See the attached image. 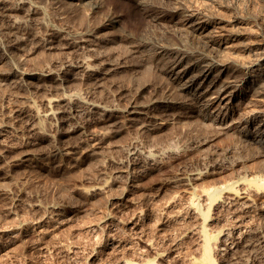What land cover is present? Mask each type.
Segmentation results:
<instances>
[{"label": "rangeland", "instance_id": "rangeland-1", "mask_svg": "<svg viewBox=\"0 0 264 264\" xmlns=\"http://www.w3.org/2000/svg\"><path fill=\"white\" fill-rule=\"evenodd\" d=\"M31 2L39 6L40 10L38 15L20 28L21 30L16 31L23 38V46L21 45L20 49H10L7 34L3 29L5 24L0 22V29H3L0 30V70L12 68L14 74H18L12 78L13 82L0 79V130H4L2 132L5 138L0 144V192L5 191L2 195L0 193V264H106L102 246L106 243L108 232L116 242L129 246L131 252H144V258L149 262L205 264L201 258L202 246L199 239L197 240L200 229L209 232L213 237L210 243L212 264H231L227 258H224V262L222 257L218 258L213 249L221 230L235 231L233 220L236 218L241 221L242 229L246 231L245 236H249L251 245L243 253L241 260L244 264H264V188L258 189L249 182L256 176L264 178V150L251 142L248 143L249 141L241 140L235 129L221 131L206 122V119L199 115L201 107H195L186 101L178 92V82L170 80L165 67L159 63L165 56L168 59L167 67L178 61L181 63L180 68L204 62L212 64L218 70H224L220 81L232 77L234 79V76L239 79L244 70L225 62L224 56L229 53L231 56L236 55L240 62L261 56L264 51V0H179L184 6L197 9L203 20L207 19V22L212 23V27L209 25L201 34L173 31L166 26L146 25L135 8L136 4L130 0H101V8L94 13L70 0ZM141 2L147 8L164 5L163 0ZM207 36H212V39L223 44L216 47L208 42ZM89 38L94 40L91 44L97 53L93 58L85 55V63L95 68L104 67L108 63H119L123 69L111 72V75L104 77L106 80L100 81L79 75L81 73L77 76L75 71L74 74L67 69L57 71L61 57L73 60L72 55L64 53V44L70 47L74 42ZM80 43L83 47V42ZM32 69L33 71H30ZM198 70L194 68L188 75H193ZM28 72L35 73V77H29ZM71 89L75 90L78 96L80 94L82 100L94 98L114 106V110H117L110 116L114 124L109 126V122L105 121L87 122L81 118V110L71 106L66 114L67 120H70L67 131L56 121L54 126H57L60 132L57 133L55 129L51 132L49 121L40 119L41 122H37L39 134H33L35 137L27 135L23 126L27 120L28 106L32 105L42 114L43 99L60 93L68 94ZM231 89L224 94L234 88ZM150 99L171 105L174 102L173 108L170 113L153 119L138 115L134 123L126 120L127 112L133 106L143 110L141 107ZM226 101L225 104L215 102L209 111L213 112L224 106L221 111H227L238 121L235 126L243 123L242 119L249 116L251 110L264 109V93L259 89L240 88L235 92V99L227 104ZM46 135L53 137L52 146L55 147L42 139V136ZM96 142L100 144L98 146L101 147V156L96 160L84 158L87 145L95 147ZM134 143L140 148L161 145L167 154L164 153L165 156L159 161V171L145 175L143 181L139 182V187L127 198L114 200L118 189L112 188L110 183L117 175L108 160L118 159L119 156L122 159L121 155ZM72 146H75L76 150L70 154L67 147ZM125 163L127 160L124 159ZM99 179L104 180L108 188L112 189H108L104 197L81 196L77 192L78 189H90L98 181L101 182ZM217 187L224 188L219 195L212 200L204 197V194ZM110 192L115 195L109 198L106 195L109 196ZM229 197L235 202H241V198L244 201L246 197L245 200L252 201L256 211L253 209L250 215H234L229 210ZM202 198L204 202L201 201ZM61 200L71 202L72 206L67 209ZM190 201L206 212V217L197 220L198 223L194 222L196 225L189 217L190 208L195 206L190 205ZM167 202H170L169 205L164 207ZM32 204L41 208L56 205L66 208L64 210L62 207L64 213L60 216L40 219L42 213L34 211ZM224 205L228 206V209ZM135 209L142 210L147 215L139 222L140 231L132 233L123 228L122 220L130 216ZM259 209H262L261 212ZM115 215L117 217H114ZM143 242L148 243L149 249ZM130 255L128 257L131 259Z\"/></svg>", "mask_w": 264, "mask_h": 264}, {"label": "bare ground", "instance_id": "bare-ground-1", "mask_svg": "<svg viewBox=\"0 0 264 264\" xmlns=\"http://www.w3.org/2000/svg\"><path fill=\"white\" fill-rule=\"evenodd\" d=\"M70 1H75L77 6H84L87 7L90 12L94 13L98 11L101 8V0H70ZM136 4L135 8L139 11L141 14L142 18L145 20L146 25H150L152 27H157V26H166L169 27L170 29H173V31H185L189 32L191 34H201L204 31L207 30L209 25L211 26L212 23L207 22L208 20H203V18L200 16L201 14L199 11L195 8H191L188 6H184L179 0H163L164 5L163 6H158L154 8H147L145 5H142L141 0H130ZM144 2V1H143ZM72 3V2H71ZM133 3V4H134ZM73 5V4H72ZM199 9V8H198ZM39 6L36 4H33L31 0H11V1H6V0H0V22L4 23L6 32V39H7V44L10 46V49L18 50L20 49L22 43H23V38L18 35L16 32L18 29L26 25V22L28 20H32L36 15L39 13ZM202 10H200L201 12ZM41 13V11H40ZM138 13V12H137ZM20 16L18 17L17 16ZM41 15V14H40ZM205 15V14H204ZM139 16V15H138ZM38 18V17H37ZM205 19V18H204ZM39 20V19H38ZM36 21V20H34ZM214 23V22H213ZM29 25V24H28ZM40 25V24H38ZM215 25H217L215 23ZM212 27V26H211ZM2 29V27H1ZM0 29V30H1ZM2 29V31H3ZM26 29V28H25ZM21 30V29H20ZM1 32V31H0ZM19 32V31H18ZM208 32V31H207ZM1 34V33H0ZM4 33H2L3 35ZM205 34V33H204ZM209 34V33H208ZM5 35V34H4ZM3 35V36H4ZM90 35V34H88ZM109 35V34H108ZM209 39L208 42L211 43L212 45L220 46L223 43L218 40L212 39V36H207ZM101 38V37H100ZM99 38V39H100ZM103 38V37H102ZM89 39H85L83 41L79 42H74L70 47L68 44H64L63 51L65 54L72 55L73 60H69L67 57H61L60 62L58 63V69L57 71H62V70H69V71H75L78 76V73H81L79 75L82 76V74L85 77H89L94 79V81H100L104 79L105 76H109V74L115 70H118L122 68V65L119 63H108L104 67L100 66V68H95L93 66H90L87 64L86 57H92L97 53L95 51V48H92L93 45L91 44L93 41ZM101 40V39H100ZM104 40V39H103ZM106 41V40H105ZM108 41V40H107ZM83 42V47L80 45ZM109 42V41H108ZM112 42V41H111ZM94 44V43H93ZM225 44V43H224ZM37 45V44H36ZM23 46V45H22ZM60 46V45H59ZM110 46V45H109ZM113 46V45H112ZM96 47V46H95ZM24 48V47H23ZM22 48V49H23ZM61 48V47H60ZM142 51V49H140ZM148 50V49H147ZM12 51V50H10ZM12 51V52H13ZM110 51V50H108ZM114 51V50H113ZM112 51V52H113ZM25 52V51H24ZM27 52V51H26ZM107 52V51H106ZM11 53V52H10ZM15 53V52H14ZM63 53V54H64ZM144 53V52H143ZM64 54V55H65ZM21 55V54H20ZM63 55V56H64ZM102 55V54H101ZM142 55V53H141ZM151 55V54H150ZM234 55V53H233ZM12 56V55H11ZM62 56V55H61ZM83 56V57H82ZM96 56V55H95ZM100 56V55H99ZM236 56V55H235ZM231 56L230 53L229 55L224 56V61L233 65V66H238L239 68H242L244 70L243 74L239 76L240 78L235 79L236 77L234 76L232 78L227 79L226 81H220L221 73L224 70H218L216 67H213L212 64H206L202 62L201 64H189L185 65L184 67L180 68V62H176L171 64L169 67H167V57L165 56L162 57L159 60V63L165 67V72L167 75H169L170 80L172 79L174 82H178V88H179V93L188 101L191 103V105H199L202 109L201 114L204 119H206V122H208L211 126L219 128L221 131H231L233 129L236 130L237 134L239 135L241 140L244 141H249L248 143H253L254 146H259L262 150H264V109L259 110V109H254L251 110L250 113L248 114L249 116L244 117L243 123L240 122L238 126H235V124H238V121H235L232 117L231 114H229L227 111L222 112L221 110L224 109L225 107H218L219 110L216 111H209L210 108L213 107V104L217 101L223 102L226 101V104L235 99V92H237L238 89H248V88H254V90L259 89L264 93V51L262 52L261 56H258L256 58H253L251 60H248L246 62H240L237 59V56ZM5 57V56H4ZM19 57V56H18ZM59 57V56H58ZM16 58V57H15ZM149 58V57H148ZM239 58V57H238ZM132 59V58H131ZM158 59V58H157ZM156 59V60H157ZM247 59V58H246ZM155 60V61H156ZM76 61V62H74ZM138 61V60H137ZM147 61V60H146ZM223 61V60H222ZM131 62V61H130ZM224 62V63H225ZM2 63V62H1ZM150 63V62H149ZM11 64V63H9ZM36 64V63H35ZM135 64V63H134ZM3 65V64H2ZM17 64H15L16 66ZM33 65V64H32ZM101 65V64H100ZM132 65V64H131ZM155 65V64H154ZM9 66V65H8ZM18 66V65H17ZM150 66V65H149ZM11 67V66H10ZM148 67V66H146ZM219 67V66H218ZM221 67H224L221 65ZM227 67V66H226ZM6 68V67H5ZM57 68V67H56ZM145 68V67H144ZM167 68V69H166ZM194 68H198V72L195 74L188 75L190 71ZM21 69V68H19ZM123 69V68H122ZM121 69V70H122ZM146 69V68H145ZM150 69V68H149ZM159 69V68H158ZM225 69V68H224ZM23 70V69H22ZM35 70V69H34ZM144 70V69H143ZM196 70V69H195ZM30 71H33L30 70ZM56 71V70H55ZM162 71V70H161ZM238 71V70H237ZM26 72V71H25ZM44 72V71H43ZM72 72V73H73ZM74 72V74H75ZM139 72V71H138ZM242 72V71H241ZM16 73H18L16 71ZM71 73V72H70ZM143 73V72H142ZM194 73V72H193ZM21 73H19L20 75ZM26 74V73H25ZM52 74V72H51ZM57 74V73H56ZM59 74V73H58ZM124 74V73H123ZM129 74V73H128ZM149 74V73H147ZM164 74V73H163ZM229 74V73H228ZM18 75V74H16ZM14 74L13 69L9 68L7 70H0V79H3L5 81H10L12 78L14 79L16 77ZM29 77H35V73H27ZM111 75V74H110ZM145 75V73H144ZM240 75V74H239ZM58 76V75H57ZM72 76V75H71ZM122 76V75H121ZM135 76V75H134ZM23 77V76H22ZM46 77V76H45ZM126 77V76H125ZM123 77V78H125ZM131 77V76H130ZM141 77V76H140ZM148 76H146L147 78ZM56 78V77H55ZM76 78V77H75ZM108 78V77H107ZM111 78V77H110ZM117 78V77H116ZM134 78V77H133ZM136 78V77H135ZM138 78V77H137ZM144 78V77H143ZM150 78V77H149ZM227 78V77H226ZM20 79V78H19ZM118 79V78H117ZM131 79V78H130ZM141 79V78H140ZM58 80V79H57ZM106 80V79H104ZM129 81V79H127ZM138 80V79H137ZM2 81V80H1ZM55 81V80H54ZM53 81V82H54ZM61 81V80H60ZM66 81V80H65ZM69 81V80H68ZM112 81V80H111ZM3 82V81H2ZM13 82V80H12ZM52 82V83H53ZM102 82V81H101ZM116 82V81H115ZM127 82V81H126ZM133 82V81H132ZM131 82V83H132ZM140 82V81H139ZM7 83V82H6ZM37 83V82H36ZM137 83V82H136ZM31 84V83H30ZM97 84V83H96ZM104 84V83H103ZM40 84H38L39 86ZM101 85V84H100ZM127 85V84H126ZM138 85V84H137ZM136 85V86H137ZM140 85V84H139ZM35 86V85H34ZM33 86V87H34ZM50 86V85H49ZM65 86V85H64ZM99 86V85H98ZM96 86V87H98ZM234 88L233 91H231ZM52 89V88H51ZM231 89L228 93H225L227 90ZM60 93V92H59ZM96 93V92H95ZM96 95V94H95ZM223 95V96H222ZM81 95L75 92V90H69L68 94H56L53 97L45 98L43 99V112L42 114H39L35 110L34 107L28 106L26 109V112L28 114L27 120L25 123V126H23L24 131L27 135L31 136L35 134L38 131V125L37 122L40 121V119H45L49 121L51 128V132L55 129L56 132L59 131L60 129L57 130V126H54L56 121L60 122V125L62 129L67 131L69 128V121L67 120L66 114L67 110L71 106H76L75 108H79L81 110V118L87 122L95 123L99 121H105L109 122V126H112V122L110 120L111 113L116 110H114V106L107 105L105 103H102L101 101H97L96 99L92 100H82ZM99 96V95H98ZM106 96V95H105ZM93 97V96H92ZM85 99V98H84ZM89 99V98H88ZM91 99V98H90ZM100 99V98H99ZM146 102V101H145ZM187 102V103H188ZM144 103V102H143ZM174 103V102H173ZM172 103V105H173ZM178 103V102H177ZM181 103V102H180ZM225 104V103H224ZM136 105V104H135ZM161 105V106H160ZM171 103L168 102H157L153 101L152 99L148 100L146 105H143L141 107L143 110H138V107H132L128 112L127 116L128 119L126 120L130 123H134L138 119V115H144L147 118H155L158 116H162L163 114H166L167 112L170 113L169 111L172 110L173 106ZM176 106V105H175ZM226 106V105H225ZM161 107V108H160ZM179 107V105H178ZM196 107V106H195ZM224 107V108H223ZM26 108V107H25ZM140 108V109H141ZM198 108V107H197ZM196 109V108H195ZM199 109V108H198ZM227 109V108H226ZM78 110V109H77ZM198 111V110H197ZM125 112V113H126ZM248 112V111H247ZM75 113V112H74ZM77 113V111H76ZM79 113V112H78ZM77 113V114H78ZM69 115V114H68ZM67 115V116H68ZM170 115V114H169ZM175 115V114H174ZM241 115V114H240ZM168 116V115H165ZM173 116V115H172ZM238 116V115H237ZM242 116V115H241ZM71 117V116H70ZM77 117V116H76ZM72 118V117H71ZM140 118V116H139ZM161 118V117H160ZM237 118V117H236ZM19 119V118H18ZM241 119V118H240ZM116 121V120H115ZM156 121V120H155ZM22 122V121H21ZM41 122V121H40ZM58 124V123H57ZM73 124V123H72ZM82 124V123H81ZM88 124V123H87ZM104 124V123H103ZM117 124V123H116ZM153 124V123H152ZM208 124V125H209ZM20 125V124H19ZM129 125V124H128ZM244 125V126H243ZM58 126V127H59ZM87 126V125H86ZM106 126H108V123H106ZM118 126V125H116ZM143 126V124L141 125ZM3 127V126H2ZM59 127V128H61ZM65 127V129H64ZM74 127V126H73ZM114 127V126H113ZM149 126H147L148 128ZM210 127V126H209ZM20 128V127H19ZM49 128V129H51ZM145 128V127H144ZM151 128V127H150ZM6 129V128H5ZM61 129V131H62ZM146 129V128H145ZM218 129V130H219ZM4 131V130H2ZM0 130V144L5 140L4 134ZM23 131V132H24ZM216 131V130H215ZM60 132V131H59ZM63 132V131H62ZM61 132V133H62ZM90 132V131H89ZM24 133V134H25ZM38 133V132H37ZM36 133V134H37ZM55 133V131L53 132ZM58 133V132H57ZM66 133V132H65ZM63 133V134H65ZM68 133V132H67ZM88 133V132H87ZM39 134V133H38ZM6 135V134H5ZM27 135H24L27 137ZM44 135V134H43ZM57 135V134H56ZM95 134L92 136L94 137ZM158 136V135H157ZM8 137V136H7ZM35 137V135H33ZM58 137V136H57ZM84 137V136H83ZM90 137V136H89ZM98 137V136H97ZM230 137V136H229ZM233 137H235L233 135ZM232 137V138H233ZM41 138V136H40ZM59 138V137H58ZM81 138V137H80ZM91 138V137H90ZM101 138V137H100ZM34 139V138H33ZM42 139L47 142V144L51 145L54 143L53 137L51 135H46L42 136ZM57 139V138H56ZM93 139V138H92ZM7 140V139H6ZM96 140V139H95ZM99 140V139H98ZM161 141V140H160ZM239 141V139H238ZM6 142V141H5ZM4 142V143H5ZM100 142V140H99ZM150 142V141H148ZM241 142V141H240ZM30 143V141H29ZM36 143V142H35ZM97 143V142H96ZM94 143V144H96ZM136 143V142H135ZM132 144V146L127 150L125 154H122L121 157L122 159L119 158L117 159H107L109 162V165H111L116 173L115 178H111L113 181L111 184V187L114 188L116 187L118 190L117 197L114 196L115 199H124L130 196L133 191H135L139 187V182L143 179V177L147 174H151L153 172L159 171L160 167L159 162L162 160V157H164V153L167 154L164 150L165 148L158 147V146H145V148H140L138 147V144ZM138 143V142H137ZM170 143V142H169ZM31 144V143H30ZM33 144V142H32ZM80 143L78 142V145ZM149 144V143H148ZM151 144V142H150ZM172 144V143H171ZM175 144V143H174ZM246 144V142L244 143ZM243 144V145H244ZM9 145V144H8ZM24 145V143H23ZM57 145V142H56ZM100 145L97 143L95 147L93 145H87V148L85 150V157L87 158H95L101 156V147L98 146ZM157 145V144H156ZM166 145V144H165ZM200 145V144H199ZM251 145V144H250ZM77 146V144H76ZM130 146V145H128ZM172 146V145H171ZM249 146V144H248ZM55 147V146H52ZM126 147V146H125ZM174 147V146H173ZM76 147H67V150H70V154H73V151L76 150ZM109 148V147H108ZM1 149V148H0ZM13 149V148H12ZM107 149V148H106ZM26 150V149H25ZM58 150V148H56ZM109 151V149H107ZM111 150V149H110ZM118 150V149H117ZM233 150V149H232ZM60 151V149L58 150ZM126 151V150H125ZM170 152V151H169ZM174 152V151H173ZM263 152V151H262ZM26 153V152H25ZM66 153V152H65ZM69 153V151H68ZM104 153V152H103ZM260 153V152H259ZM67 154V153H66ZM65 154V155H66ZM75 154V153H74ZM170 154V153H169ZM169 154L167 157L169 158ZM107 156V155H106ZM260 156V155H259ZM115 158V157H114ZM124 159L127 160V163L124 164ZM164 159V158H163ZM166 159V158H165ZM173 159V158H172ZM175 159V158H174ZM85 160V159H84ZM90 160V159H89ZM102 160V159H101ZM105 160V161H106ZM95 163V162H94ZM107 163V161H106ZM167 163V162H166ZM219 163V162H218ZM100 164V163H99ZM170 164V163H169ZM264 164V163H263ZM101 165V164H100ZM107 165V164H105ZM108 165V166H109ZM175 165V164H174ZM261 166V165H260ZM100 167V166H99ZM110 167V166H109ZM225 167V166H224ZM102 169V168H101ZM213 169V168H212ZM64 170V169H63ZM261 170V169H260ZM263 170V169H262ZM89 171V170H88ZM100 171V170H99ZM103 171V170H102ZM193 171V170H191ZM195 171V170H194ZM201 171V169H200ZM218 171V170H217ZM220 171V170H219ZM161 172V171H160ZM93 174V173H92ZM157 174V173H156ZM263 174V173H262ZM178 175V174H177ZM196 175V173H194ZM201 175V174H200ZM183 176V175H180ZM194 177V176H193ZM103 178V177H102ZM189 178V177H188ZM192 177H190L191 179ZM194 178H197L195 176ZM199 178V177H198ZM201 178V177H200ZM105 179V178H104ZM147 179V178H146ZM100 180V179H99ZM180 180V179H179ZM194 180V179H193ZM234 180V179H233ZM96 181V180H95ZM98 181V180H97ZM101 182L98 181V183L94 184L90 189H78L77 192L81 194V196H89V197H96L99 195H104L108 192L109 186L106 184L104 180H100ZM111 181V180H110ZM143 181V180H142ZM178 182V181H177ZM229 182V181H228ZM251 184H253L256 188H264V178L261 176H256L250 179L249 181ZM179 183V182H178ZM92 184V183H91ZM216 184V183H215ZM239 185V184H238ZM242 185V184H241ZM141 186V185H140ZM221 186V185H220ZM243 186V185H242ZM246 186V184H245ZM244 186V187H245ZM237 188V186H236ZM247 188V187H246ZM205 189V188H204ZM209 189V188H208ZM211 189V188H210ZM223 187H217L210 192L204 194L206 199L212 200L214 197L220 194V192L223 190ZM253 189V188H252ZM61 190V189H60ZM76 190V189H75ZM74 190V192H75ZM112 190V189H111ZM110 190V191H111ZM1 191V190H0ZM4 191V190H3ZM2 191V192H3ZM65 191V190H64ZM116 191V190H115ZM239 191V190H238ZM241 191V189H240ZM252 191V190H250ZM254 191V190H253ZM2 192L1 195H2ZM5 192V191H4ZM113 192V191H112ZM247 192V191H246ZM76 193V192H75ZM248 193V192H247ZM106 195L107 197L110 198V196L115 195L112 194L111 192ZM201 194V193H200ZM223 194V193H222ZM221 194V195H222ZM240 194V193H239ZM228 195V194H227ZM241 195V194H240ZM105 196V195H104ZM103 196V197H104ZM203 196V195H202ZM223 196V195H222ZM1 197V196H0ZM57 197V196H56ZM64 197V196H63ZM191 197V196H190ZM201 197V196H200ZM226 197V196H225ZM225 197L224 200L226 199ZM132 198V197H131ZM176 198V197H175ZM230 198V197H229ZM236 198V197H235ZM234 198V199H235ZM246 198V197H245ZM244 201L241 198V202L239 201H234L231 198V202L229 204V210L232 211L234 215L242 213V215H247L255 209L254 205L252 204V201L250 202L248 199ZM260 198V197H259ZM103 199V198H102ZM228 199V196H227ZM226 199V201H227ZM229 199V200H230ZM133 200V199H132ZM131 200V201H132ZM200 200V199H199ZM257 200V199H256ZM56 201V200H55ZM81 201V200H80ZM89 201V200H88ZM105 201V200H104ZM122 201V200H120ZM173 201V200H171ZM170 201V202H171ZM203 201V198L202 200ZM60 203V201H58ZM115 202V201H114ZM113 202V203H114ZM128 202V201H126ZM170 202L164 203V207H167ZM204 202V201H203ZM61 203L64 204L67 209L72 206L71 202L68 201H62ZM78 203V202H77ZM185 203V202H184ZM219 203V202H218ZM221 203V202H220ZM224 203V202H223ZM226 203V202H225ZM229 203V202H228ZM260 203V202H259ZM117 204V203H116ZM120 204V203H119ZM126 204V203H125ZM133 204V203H132ZM148 204V203H147ZM186 204V203H185ZM188 204V203H187ZM190 205H195L193 208H190V215L189 217L193 220V224L197 222V220L203 219V217H206V212L202 211L199 208V205L193 204V201H190ZM206 204V203H205ZM204 204V206H206ZM264 204V203H263ZM146 205V204H145ZM216 204H214L215 206ZM74 206V205H73ZM126 206V205H125ZM203 206V210L204 207ZM213 206V207H214ZM222 206V205H220ZM225 206V205H224ZM60 205L56 206H48L46 208H41L37 205H31V208L38 212H41L42 215L39 217L40 219L43 217H52V216H60L63 212V209L65 210L66 207H63ZM124 207V203H123ZM128 207V206H127ZM226 208L228 206H225ZM258 207V206H256ZM187 208V207H186ZM219 208V207H218ZM261 208V207H260ZM164 209V208H163ZM228 209V208H227ZM121 210V209H120ZM152 210V209H151ZM222 210V209H221ZM258 210V209H257ZM262 210V209H261ZM259 209V211L261 212ZM43 211V212H42ZM118 211V209H117ZM147 211V209H146ZM157 211V210H156ZM155 211V213H156ZM187 211V210H186ZM220 211V210H219ZM256 211V209L254 210ZM123 212V211H122ZM121 212V213H122ZM153 212H151L152 214ZM186 213V212H185ZM258 213V212H257ZM149 214V213H148ZM184 214V213H183ZM114 215V214H113ZM112 215V217H113ZM130 216L124 217L123 216L121 219L122 220V226L124 229L129 230L130 232H138L140 231V223L144 219V217L147 215L144 214L142 210L135 209L132 211ZM186 215V214H185ZM233 215V216H234ZM250 215V214H249ZM248 215V216H249ZM152 216V215H151ZM159 216V215H158ZM114 217H117L116 215ZM173 217V216H172ZM177 217V216H176ZM211 217V216H210ZM240 217V216H239ZM53 218V217H52ZM234 218V217H233ZM236 218V216H235ZM244 218V217H243ZM46 219V218H45ZM55 219V218H54ZM108 219V218H107ZM116 219V218H114ZM120 219V218H119ZM147 219V218H146ZM181 219V218H180ZM251 219V217H250ZM43 220V219H42ZM106 220V219H105ZM117 220V219H116ZM115 220V221H116ZM148 220V219H147ZM190 220V221H192ZM230 220V219H229ZM255 220V219H253ZM44 221V220H43ZM51 221V220H50ZM108 222L110 221L109 219L107 220ZM111 221H114L111 219ZM183 221V220H182ZM224 221V220H223ZM235 221L234 227L235 231H229L228 229H223L220 231L219 236L217 237L216 241V246L214 247L213 251L218 258H227L229 263L231 264H244L243 260H241V256L243 253L251 246L250 245V240H248L249 236H245L246 231L242 229V226L240 224V220L238 221L237 218L234 219ZM104 222V221H103ZM102 222V223H103ZM181 222V221H180ZM184 222V221H183ZM188 222V221H186ZM195 222V223H194ZM218 222V221H217ZM107 223V222H105ZM111 223V222H110ZM115 223V222H113ZM198 223V222H197ZM117 223H115L116 225ZM145 224V223H144ZM181 224V223H180ZM200 224V223H199ZM110 225V224H108ZM119 225V224H118ZM121 225V224H120ZM184 225V224H183ZM191 225V224H190ZM196 225V224H195ZM215 225V224H214ZM233 225V224H232ZM106 226V225H105ZM103 226V227H105ZM111 226V225H110ZM146 226V225H145ZM188 226V225H187ZM226 226V225H225ZM102 227V226H101ZM100 227V228H101ZM112 227V226H111ZM116 227V226H115ZM118 227V226H117ZM192 227V226H191ZM207 227V226H206ZM254 227V226H253ZM145 228V227H144ZM190 228V227H189ZM199 230V227H197ZM202 228V227H201ZM211 228V226H210ZM14 229V228H13ZM12 229V232H13ZM116 229V228H114ZM2 230V229H1ZM15 230V229H14ZM123 230V229H122ZM197 231V229H196ZM217 231V230H216ZM100 232V231H99ZM98 232V233H99ZM125 232V231H124ZM200 235L199 238V243L202 246V251H201V258L205 262V264H212L211 262V241L213 237L206 233L203 229H200ZM1 233V232H0ZM4 233V232H3ZM6 233V231H5ZM8 234L12 236V234ZM16 233V232H15ZM196 233V232H195ZM255 233V232H254ZM196 234V235H197ZM4 235V234H2ZM16 235V234H15ZM22 235V234H21ZM98 235V234H97ZM114 235V234H113ZM119 235V234H118ZM188 235V234H187ZM192 235V233H191ZM194 235V234H193ZM249 235V234H248ZM7 236V234H6ZM120 236V235H119ZM21 237V236H20ZM112 235H110V232L107 234L106 238V243L102 246V254L106 256V264H156L155 262H149L145 260L144 252H131L130 247L127 245H122L121 243L116 242L114 239L111 238ZM123 237V236H122ZM193 237V236H192ZM198 237V236H197ZM147 238V237H146ZM94 239V238H93ZM142 239V238H141ZM145 239V238H144ZM11 240V239H10ZM98 240V239H97ZM122 240V239H121ZM146 240V239H145ZM150 240V239H149ZM147 240V242L149 241ZM126 241V240H125ZM144 241V240H143ZM175 241V240H174ZM172 241V243L174 242ZM93 242V241H92ZM144 243L148 247V243ZM176 243V242H175ZM213 243V242H212ZM252 243V242H251ZM95 244V243H94ZM171 244V243H170ZM198 244V243H197ZM214 244H212L213 246ZM170 246V245H169ZM200 247V245H198ZM255 246V245H254ZM144 247V246H143ZM172 247V246H171ZM177 247V246H176ZM253 247V246H252ZM101 248V247H100ZM133 248V247H132ZM196 248V247H195ZM198 248V247H197ZM263 248V247H262ZM135 249V248H134ZM149 249V247H148ZM100 250V249H99ZM137 250V249H136ZM142 250V248H141ZM151 250V249H150ZM200 250V249H199ZM134 251V250H133ZM140 251V250H139ZM212 251V252H213ZM97 252V251H96ZM149 252V250H148ZM152 252V251H151ZM198 252V250H197ZM93 253V252H92ZM91 253V254H92ZM154 253V252H153ZM199 253V252H198ZM254 253V252H253ZM264 253V252H263ZM131 254V259L128 257V255ZM148 254V253H146ZM151 254V253H150ZM197 254V253H196ZM200 254V253H199ZM213 254V253H212ZM104 256V257H105ZM149 256V255H148ZM162 256V255H161ZM214 256V254H213ZM145 257V258H144ZM144 258V259H143ZM170 258V257H169ZM215 258V257H214ZM217 258V257H216ZM157 259V258H156ZM155 259V260H156ZM160 259V257H159ZM158 259V261H159ZM163 259V258H162ZM172 259V257H171ZM165 260V258L163 259ZM231 261V262H230ZM161 262V261H160ZM172 264H175L177 261H172ZM222 262V263H223ZM164 263V261L162 262ZM159 264V262L157 263ZM171 264V263H170Z\"/></svg>", "mask_w": 264, "mask_h": 264}]
</instances>
